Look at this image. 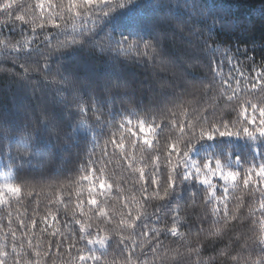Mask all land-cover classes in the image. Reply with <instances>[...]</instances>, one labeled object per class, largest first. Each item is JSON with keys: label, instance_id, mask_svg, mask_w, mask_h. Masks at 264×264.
Masks as SVG:
<instances>
[{"label": "trees", "instance_id": "trees-1", "mask_svg": "<svg viewBox=\"0 0 264 264\" xmlns=\"http://www.w3.org/2000/svg\"><path fill=\"white\" fill-rule=\"evenodd\" d=\"M2 2L5 0H0ZM35 2L14 0V24L0 25V39L19 40L21 43L36 39L37 43L20 50L0 45V183L11 182L21 188L18 196L9 194L5 197L6 202L0 204V244H6L11 252V232L15 231L18 251L23 244V252L28 254L22 259H30L33 264L37 260L39 264H67L70 257L66 245L57 254L56 243H52L50 254L44 253L49 252V241L60 239L59 236L53 238V231L68 232L79 227L65 212V204L69 208L75 205L76 192L86 187L78 182L84 170L92 167V161L97 170L104 166L105 179L112 185L111 192L107 194V204L102 207L114 221H119L124 201H141L145 217L136 230L137 238L146 230L144 224L161 230L171 228L173 217L177 211L179 213L178 231L185 234L187 242H182L180 237L168 235L165 239L161 236L165 247L160 249L159 256L154 255L148 245H145L143 254L140 248H136V264H143L145 260L148 264H161V258L165 259V264H196L198 260L200 264L205 261L208 264H233L231 255L241 251L242 243L236 241V235L247 231L250 219H230L225 227L222 219L224 204L217 205L215 200L208 203L205 185L195 179L185 181L179 176L174 190L165 200L153 195L157 189L152 186L148 193L151 198L142 201L140 188L149 180H139V172L128 166V161L114 148L111 140L114 133L119 139L118 129L122 120L144 119L149 123H163L165 127L157 138L159 151L155 146L148 149L138 145L133 157L135 167H144L149 179L153 174V164L158 162L161 170L157 179L163 185L168 173L166 145L178 135L172 126L173 119H190L195 123L207 112L209 123L215 122L221 128L224 120H236V114L230 108L223 102L217 103L215 90L206 91L202 85L212 81V68L216 66L212 61L220 62L221 53L225 50L230 51L233 59L231 65L226 59L223 62L224 78L230 72L238 76L237 68L247 75L253 64L258 66L264 62V0H165L169 8L172 5L177 7L164 22L160 21L148 0H141L131 9L101 21L94 33L79 37V43L59 50H47L43 35L54 34L56 30L49 26L41 32L39 18L35 34L31 23L15 21V15H26L31 20V7ZM53 2L59 3V0ZM182 4L187 6L181 7ZM201 9L208 13L206 18L201 17ZM164 11L161 8L160 15ZM6 18L0 13V20ZM177 25H182L184 30H178ZM157 28L168 33V38L161 45L166 56L175 60L187 54L198 55L199 60L193 67L186 63L161 65L159 58L149 61L144 57L139 61L134 51L119 55L96 45V40L108 31L117 38L138 33L145 40H151ZM207 40L213 48H219L220 53L213 56L215 49H204ZM66 81L75 86L78 94L68 87ZM78 104L85 105L88 111H79ZM94 111L100 113V119H95ZM53 127L58 131L54 133ZM229 127L237 130L231 123ZM127 143L132 152L130 142ZM26 145L31 147L25 150ZM32 150L36 152L26 154ZM205 159H212L213 167L214 160L220 159L225 169L243 174L249 166L264 163V137L250 139L241 132L240 136L221 137L216 134L212 140L197 139L189 152V160L202 165ZM183 171V167L178 168V173ZM222 186L217 183V196L224 195ZM29 192L32 195H28ZM237 197H242L245 205L253 199L243 188L242 179L235 186H229V211L237 204ZM57 198L62 203H53ZM258 202L257 192V206ZM213 207L220 209L218 216L211 214ZM242 214L248 215L247 207L242 209ZM52 215H58V221H53ZM157 216L160 217L159 222ZM198 217L206 219V223H199ZM214 220L218 221L216 225L212 223ZM115 226L114 223L109 227ZM201 227H220L222 236L201 234L199 239L204 243H198L196 232ZM117 239L112 241L107 259L124 264L128 252L124 250L121 253L123 246L117 244ZM226 246L231 255H219ZM195 248L202 249L199 256L192 251ZM36 251L42 254L37 257L34 255ZM241 255L246 257V252Z\"/></svg>", "mask_w": 264, "mask_h": 264}, {"label": "snow or ice", "instance_id": "snow-or-ice-1", "mask_svg": "<svg viewBox=\"0 0 264 264\" xmlns=\"http://www.w3.org/2000/svg\"><path fill=\"white\" fill-rule=\"evenodd\" d=\"M140 2L141 0H66L65 4V0H59V3H54L53 0H36L34 6L31 7V20L26 15H15V21H20L22 24L31 23L33 26L32 31L35 34L36 20L39 18L41 21L39 24L41 32L49 26L56 30L54 34L49 32L43 35L42 40L47 50H59L79 43L78 38L88 33H94L101 21L113 18L121 11H127ZM148 3L157 12L161 22H164L165 18L177 7V5H172L169 8V4L165 3V0H148ZM180 6L185 7L187 5L182 4ZM13 7L14 0H5V2L0 3V13L5 14L7 17L4 20H0V25L14 24L12 20ZM161 8L165 9L163 15H160L161 13L159 12ZM189 10L192 11L193 9L190 8ZM200 15L206 18L208 13L201 9ZM176 27L180 31L184 30L182 25H177ZM60 36H63L64 39H59ZM167 38L168 33L159 28L155 29V36L151 40H145L138 33H129V35H122L117 38L108 31L96 40V45L104 50L114 51L119 55L134 51L139 61H143L144 57H147L149 61H155L159 58L161 65L168 63L176 66L177 64L183 65L186 63L188 67H193L199 60L198 55L187 54L175 60L166 56L161 45L162 41ZM209 40L204 42L203 47L209 51L215 49V53H213V56H215L216 53H220V49L213 48L209 44ZM53 42H55L54 46ZM5 44L13 50H20L37 43L36 39L24 43L19 40L12 42V39H0V45ZM225 59L229 65L232 64L233 56L228 50L221 53L220 62L212 61L216 65L212 68V81L209 84L202 85V87L206 91L214 89L217 93L214 97L217 103L223 102L224 106L230 108L237 118L234 121L224 120L222 128L215 122L209 123L207 112L195 123L190 119L182 121L173 119L172 126L178 132V135L174 141L166 145L165 149L168 168L166 184L162 185L157 179V173L161 170L158 162L153 164V174L149 179L144 167H135L136 161L133 158L134 151L138 145L147 146L148 149H152L155 146L159 151L157 138L165 127L163 123H149L144 119L137 121L131 119L122 120L118 129L119 139L115 138L114 133L111 143L119 151L120 155L128 161V166L139 172L140 181L149 180L147 184L141 185L142 201L146 202L151 198L148 193L152 186L157 189L153 195L160 200H165L174 190V185L179 176L185 181L195 179L199 184L205 185L208 189L206 194L208 203L215 200L217 205L224 204L222 219L225 227L228 226L230 219H250L251 223L247 231L236 235V241H242L240 244L241 251L237 252L236 255H231L228 246H226L219 251V255H231L233 264H264V163L258 166H249L241 174L239 171L225 170V166L220 159L214 160V167L212 159H205L202 165L195 160H189V152L193 142L197 139L207 138L212 140L216 134L221 137L240 136L241 132L244 137L250 139L264 137V62L258 66L253 64L247 75H245L244 70L237 68L238 76L232 75L230 72L229 76L224 78L222 65ZM33 70L35 69H27V71ZM52 79L53 82H56L54 77ZM217 80L219 81L218 87ZM233 81L235 82L234 86ZM65 83H67L68 87L73 88L75 94H78L75 86L70 81ZM78 109L82 113L88 111V108L81 104H78ZM93 115L95 119L101 118L98 112L94 111ZM185 115H187L186 111ZM230 123L237 128L236 131L229 127ZM204 125H207V127ZM52 131L55 133L58 129L53 127ZM127 142H130L132 152L129 151ZM30 147V145L24 146L25 150ZM33 152H36V150H32V152L26 151V154L31 155ZM37 154L39 153L37 152ZM104 154L106 155V152ZM90 163L92 167L84 170V175L80 177L78 182L86 187H81L76 192V203L73 207L69 208L68 204H65V212L71 215L72 223L79 227L73 228L68 232H61L59 229L53 231V238L59 236L60 239L58 241L55 239L49 241V252L44 253L45 255L50 254L52 243H56L57 254H59V249L62 246H67V255L70 257L67 264H116L115 260L109 261L107 257L112 241L118 237L117 244L123 246L120 248L121 253L124 250L128 252L124 264H136L134 261L136 248H140L141 254H143L145 245H148L152 248L153 254L159 256L160 249L165 247L160 239L161 236L165 239L168 235L173 238L180 237L182 242H187L185 234L178 231V211L177 215L172 219L171 228L161 230L148 228L147 224H144L143 227L146 230L140 233L139 238L136 236V230L141 226L145 217L141 201L135 199L131 203L124 201L121 206L120 219L118 222L114 221L113 217L106 211V208L102 207V205L107 204V194L112 190V185L108 184L105 179V168L101 165L97 170L95 163L92 161ZM180 167L184 169L182 173H178V168ZM213 177L223 181L222 193L224 195H216L217 185L212 182ZM241 179L243 188L249 191L253 199L245 205L243 198L237 197V204L234 209L229 211L227 207L229 186H235ZM257 192L259 193L258 206L256 203ZM20 193L21 188L13 183H0V204L6 202L5 197L9 194L18 196ZM28 195H32V193L29 192ZM53 203L60 204L62 201L57 198ZM245 207H247V216L242 214V209ZM124 209H127V211H123ZM57 211L59 210L57 209ZM219 213L220 209L218 207L211 209L213 216H218ZM52 220L58 221V215H52ZM156 220L159 222L160 217L157 216ZM198 222L201 224L206 223V219L198 217ZM35 223L33 221V225ZM45 223H47L46 219ZM114 223L116 225L115 228L109 227ZM212 223L216 225L218 221L214 220ZM21 227H24V225L21 224ZM201 234H206L209 237H220L222 236V229L220 227L209 229L201 227L196 232V235L198 243L203 244L204 241L199 239ZM11 235L13 239L11 252L8 251L6 244H0V264H33L30 259H22V256L26 257L28 254L23 252V244L20 245L21 250L18 251L15 244V231H12ZM188 235H191V233ZM129 245L132 246L129 247ZM31 247L32 245L29 243V248ZM165 251L167 252V249ZM192 251L199 256L202 249L195 248ZM242 252H246V257H242ZM41 254L40 251L34 253L37 257ZM179 255L180 253L177 252V256ZM35 264H39V260ZM143 264H148V262L145 260ZM161 264H165L164 258H161ZM196 264H200V261L198 260ZM204 264H208V261H205Z\"/></svg>", "mask_w": 264, "mask_h": 264}, {"label": "rangeland", "instance_id": "rangeland-1", "mask_svg": "<svg viewBox=\"0 0 264 264\" xmlns=\"http://www.w3.org/2000/svg\"><path fill=\"white\" fill-rule=\"evenodd\" d=\"M225 170H228V169H225ZM217 181H219V182H217ZM212 182H213L214 184H216V185H217V183H221V184L223 185V181L219 180V178H217V177H213V178H212Z\"/></svg>", "mask_w": 264, "mask_h": 264}]
</instances>
